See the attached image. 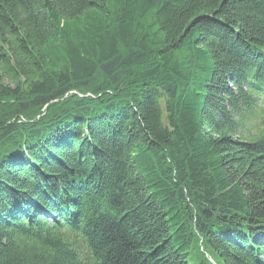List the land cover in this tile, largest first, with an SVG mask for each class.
I'll return each instance as SVG.
<instances>
[{
  "label": "trees",
  "instance_id": "trees-1",
  "mask_svg": "<svg viewBox=\"0 0 264 264\" xmlns=\"http://www.w3.org/2000/svg\"><path fill=\"white\" fill-rule=\"evenodd\" d=\"M0 264H264V0H0Z\"/></svg>",
  "mask_w": 264,
  "mask_h": 264
}]
</instances>
